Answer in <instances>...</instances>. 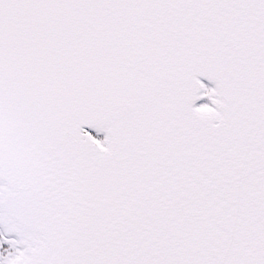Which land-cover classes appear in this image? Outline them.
Returning a JSON list of instances; mask_svg holds the SVG:
<instances>
[{"label": "snow or ice", "instance_id": "6c2138e0", "mask_svg": "<svg viewBox=\"0 0 264 264\" xmlns=\"http://www.w3.org/2000/svg\"><path fill=\"white\" fill-rule=\"evenodd\" d=\"M0 264H264V0H0Z\"/></svg>", "mask_w": 264, "mask_h": 264}]
</instances>
